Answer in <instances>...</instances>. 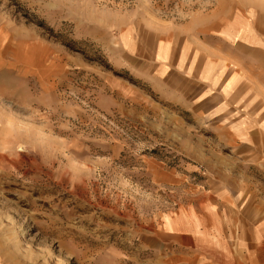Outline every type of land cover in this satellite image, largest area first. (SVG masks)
<instances>
[{
  "label": "rangeland",
  "instance_id": "rangeland-1",
  "mask_svg": "<svg viewBox=\"0 0 264 264\" xmlns=\"http://www.w3.org/2000/svg\"><path fill=\"white\" fill-rule=\"evenodd\" d=\"M233 8L256 20L236 90L153 81L156 37ZM263 27L264 0H0V264H249Z\"/></svg>",
  "mask_w": 264,
  "mask_h": 264
},
{
  "label": "crops",
  "instance_id": "crops-1",
  "mask_svg": "<svg viewBox=\"0 0 264 264\" xmlns=\"http://www.w3.org/2000/svg\"><path fill=\"white\" fill-rule=\"evenodd\" d=\"M233 10L234 8L229 11L230 14L223 18V21L220 20L214 25H209L210 21L201 18L195 26L172 31L170 40L165 39L163 35L156 37V49L152 57L156 68L153 81L165 83L166 91L187 97L197 96L195 88L198 86L200 91H206V95H210L212 90H236L241 75L235 67L244 64L251 69L254 66L257 53L254 48L256 20L254 14L244 13L248 16L247 21L244 20L245 24H242L246 27L243 29H246V32L240 33L241 27L235 22L237 15L234 16ZM206 22L210 23L205 24ZM200 34L205 36L201 38ZM193 35H196L197 40H194L196 37L193 39ZM249 57L254 59L250 60ZM131 66L137 70L140 65L135 63ZM180 69L182 78L178 74ZM251 75L245 74V77L250 80ZM262 77L264 79V74ZM218 97L225 99V95ZM254 234L256 238L257 232ZM248 260L249 264L264 263V246L253 245Z\"/></svg>",
  "mask_w": 264,
  "mask_h": 264
}]
</instances>
